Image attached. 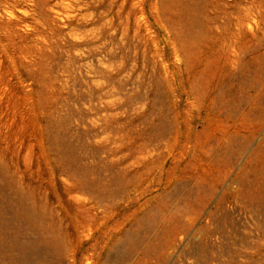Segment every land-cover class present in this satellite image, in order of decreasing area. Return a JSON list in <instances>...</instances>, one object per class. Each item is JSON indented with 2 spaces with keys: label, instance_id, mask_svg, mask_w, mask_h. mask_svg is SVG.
I'll list each match as a JSON object with an SVG mask.
<instances>
[{
  "label": "rangeland",
  "instance_id": "1",
  "mask_svg": "<svg viewBox=\"0 0 264 264\" xmlns=\"http://www.w3.org/2000/svg\"><path fill=\"white\" fill-rule=\"evenodd\" d=\"M0 264H264V0H0Z\"/></svg>",
  "mask_w": 264,
  "mask_h": 264
}]
</instances>
